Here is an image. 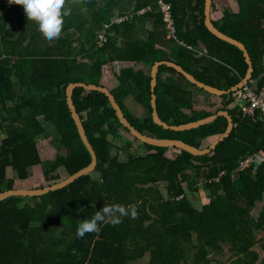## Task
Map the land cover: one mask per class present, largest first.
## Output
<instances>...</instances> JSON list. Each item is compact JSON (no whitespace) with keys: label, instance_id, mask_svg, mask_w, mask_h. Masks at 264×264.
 I'll return each mask as SVG.
<instances>
[{"label":"trees","instance_id":"1","mask_svg":"<svg viewBox=\"0 0 264 264\" xmlns=\"http://www.w3.org/2000/svg\"><path fill=\"white\" fill-rule=\"evenodd\" d=\"M160 1L170 6V37L159 0H67L71 14L61 36L48 41L22 6L0 0V192L23 189L17 183H29L38 164L42 172L30 189L59 183L91 163L67 104L71 83L107 88L129 123L149 137L200 148L203 140L226 132L224 117L178 133L152 121L149 83L155 62H174L220 90L236 86L248 70L244 53L205 27V0ZM236 1L237 13L221 7L222 17L213 23L246 46L254 66L247 88L258 91L264 83V0ZM212 8L217 11L214 1ZM115 9L119 23L112 19ZM67 22L78 32H66ZM101 34L106 40L99 46ZM114 62L132 65L116 73ZM155 95L157 113L168 126L228 112L234 129L201 156L153 147L132 137L104 94L76 88L73 101L97 167L44 196L1 201L0 264H221L217 256L223 253L229 255L226 264H264V162L237 171L240 161L264 152V121L253 123L240 108L230 110L233 94L211 95L165 65L158 69ZM128 96L142 115L124 106ZM40 138L58 144L53 159H42ZM199 191L208 202L197 208L190 192ZM115 203L135 204L137 218L122 217L119 225L102 224L98 234L76 236L80 223Z\"/></svg>","mask_w":264,"mask_h":264},{"label":"water","instance_id":"2","mask_svg":"<svg viewBox=\"0 0 264 264\" xmlns=\"http://www.w3.org/2000/svg\"><path fill=\"white\" fill-rule=\"evenodd\" d=\"M212 3H213V0H205V10H203L204 25L216 37L238 47L244 53V57L248 65V70H247L245 77L242 79L240 83H238L236 86L232 87L231 89L220 90L216 87H212L200 81H197L192 75L187 73L181 66L175 64L174 62L165 61V60L155 62L150 69L149 85H150L151 118H152V121L156 124V126L162 128L163 130L178 133V132H185V131L197 129L199 127L212 123L219 117H224L228 121V128L225 133L220 134L218 137H216V139H214L212 143L207 148H204V149L195 148L182 141L170 140V139H158L155 137H149L147 135L140 133L129 123V121L125 118L120 106L116 102L114 96L110 93V91L107 88L102 87V86H97L95 84H86L82 82L71 83L68 85L66 89L67 104L70 109L72 118L75 122V125L77 127L78 133L80 134V137L83 143L85 144V146L91 153V157H92L91 163L87 167L79 170L78 172L68 177L67 179L59 183H55L53 185L43 187L42 189L40 188L38 189L13 188V189L2 191L0 192V202L8 198H11V197H41V196H44L50 192L57 191V190L67 187L71 183L75 182L77 179L85 175H88L95 170L98 164L97 154H96V151L91 141L89 140L85 127L82 123L81 117L79 113L77 112L74 101H73V93L76 88H83V89H86L87 91H98L104 94L107 97L111 108L114 110L116 117L121 122L123 127L127 129V131L132 135V137L136 138L138 141L145 143L147 145H150L153 147H161V148H178L194 156H201V155L210 153L213 149H215V147L221 141H224L234 129L233 118L227 112L217 113L215 116H211L201 121L190 123L187 125L171 127L165 124L164 121L160 119L157 113V109H156L155 87H156L158 69L162 65L173 68L176 72L180 73L183 77H185L187 81L195 85L197 88L202 89L203 91L211 95L217 96V97L230 96L244 89L245 87L248 86L250 80L252 79V75L254 72V66H253L252 59L250 57V54L246 46L242 42L235 40L232 37L227 36L214 25L212 18H211Z\"/></svg>","mask_w":264,"mask_h":264},{"label":"clouds","instance_id":"3","mask_svg":"<svg viewBox=\"0 0 264 264\" xmlns=\"http://www.w3.org/2000/svg\"><path fill=\"white\" fill-rule=\"evenodd\" d=\"M9 4L23 7L28 20L36 22L39 32L48 41L59 39L63 31L64 18L71 14L67 0H8ZM138 216L135 204L104 205L90 219H85L76 229V236L83 238L88 233H99L101 225L116 226L122 223V217L136 219Z\"/></svg>","mask_w":264,"mask_h":264},{"label":"built area","instance_id":"4","mask_svg":"<svg viewBox=\"0 0 264 264\" xmlns=\"http://www.w3.org/2000/svg\"><path fill=\"white\" fill-rule=\"evenodd\" d=\"M158 4L162 13L163 21L168 30L167 35L170 37L174 31L170 17V6L162 3L160 0ZM120 21L121 18L117 19V22ZM105 40L106 38L101 34L97 39L98 45L102 46ZM233 99L234 105L241 106L240 110L244 119H249L253 123L264 121V83L258 91H256V89L245 87L244 89L234 93ZM263 154L264 153L252 154L246 157L240 161L237 171L243 172L250 168L258 169L264 162Z\"/></svg>","mask_w":264,"mask_h":264},{"label":"crops","instance_id":"5","mask_svg":"<svg viewBox=\"0 0 264 264\" xmlns=\"http://www.w3.org/2000/svg\"><path fill=\"white\" fill-rule=\"evenodd\" d=\"M80 2L81 1H84V2H90V0H79ZM215 3H216V8H217V11H215V12H213V8H212V11H211V18H212V21H214V20H218V19H220L221 17H222V12H221V7H225V8H229V9H231L234 13H237L238 11H239V5H238V3H237V1L236 0H213ZM118 14H119V12H118V9H115V11H114V14H113V17H112V19L114 20L115 19V21L117 22V19H119V16H118ZM117 18V19H116ZM71 21H74V16H71ZM117 23H119V22H117ZM69 27H68V29H66L65 31L66 32H69V33H77L78 32V30H79V28L78 27H75V25L74 24H71V22H67L66 23ZM147 28H149L148 27V25H147ZM200 48H201V50H203V51H205V49L203 48V46L202 45H200ZM132 65V63H129V62H114L113 64H112V66H115L114 68H115V72L116 73H118L121 69H123V68H125V67H129V66H131ZM138 66H140V65H138ZM140 68V67H139ZM250 83V82H249ZM249 85V84H248ZM201 101L202 102H204V101H206V103H209V104H213V105H215L216 106V104L217 103H220V100H212V98L211 99H209V98H204V97H202L201 98ZM123 104H124V106L128 109V110H131V111H133V113L134 114H137V115H139V114H141L142 115V113H143V111H142V109H141V107L139 106V104H137L135 101H134V99L131 97V96H128V97H126L124 100H123ZM241 106H238V105H234V104H232V106L230 107V110H232V111H239V108H240ZM215 108V107H214ZM213 108V109H214ZM221 113V112H220ZM228 113V112H227ZM230 115V114H229ZM231 116V115H230ZM232 117V116H231ZM228 122V121H227ZM234 122V121H233ZM227 131V130H226ZM232 133V132H231ZM2 134L0 133V143L2 142ZM42 139H45V138H41V139H39V141L40 140H42ZM47 140V139H46ZM214 140V138H207L206 140H203L202 141V146L200 147V149H204V148H207L211 143H212V141ZM38 146H39V142H38ZM40 148V147H39ZM261 153H264V152H261ZM39 172H36V174H38ZM26 189V188H25ZM30 189V188H29ZM161 191L162 192H164L165 191V189L164 188H161ZM165 193H166V191H165ZM199 193H200V197H201V199L203 200V202L202 203H200V205H198V204H196L197 202H195V204L196 205H198V206H195V207H200L203 203H207L208 202V199H207V197H206V193L204 192V191H199ZM190 197H191V199H192V201L194 202V199H197V197L196 196H192V195H190ZM261 206H262V204H259L257 207H259V209L261 208ZM256 207V208H257ZM223 254H226V253H223ZM220 256V255H219ZM219 256H217V257H219ZM214 262V261H213ZM212 263V262H211ZM215 264H216V262H215Z\"/></svg>","mask_w":264,"mask_h":264},{"label":"rangeland","instance_id":"6","mask_svg":"<svg viewBox=\"0 0 264 264\" xmlns=\"http://www.w3.org/2000/svg\"><path fill=\"white\" fill-rule=\"evenodd\" d=\"M114 67L115 66H112V70L115 71V68ZM206 107H208V104H206ZM39 147H40L41 157L45 161L47 159H53L55 157V155L57 153V147H59V146H58L57 143H55V142L53 143L50 138L47 139V140L45 138V139H42V140L39 141ZM263 156H264V154H263ZM41 170H42V165L41 164H38V165L33 166L31 168L32 175H30V179L28 181H26V182H29V183H21L20 182V183H17V184H19L21 186H24L23 189H25V188L26 189L31 188L32 186H30V185L31 184H34L36 182V180H35V176L37 175L36 172H42ZM62 176L63 177H66V174H64L62 172ZM27 184H28V186H27ZM164 193H165V191H164ZM190 194L191 195L194 194V196L197 197V199H194L193 205L198 206V205H200V203L203 202V200L200 197V193L199 192L198 193H191L190 192ZM195 202H197L196 204H198V205H196ZM259 211H260V209H257V210L255 209V212L256 213H258ZM256 249L259 250V252H260V254L262 256L263 255V252H262L261 248L257 247ZM217 259L219 260V262L221 264H226L227 261H228V259H229V255L227 253L226 254H222L219 257H217ZM211 264H215V262H212Z\"/></svg>","mask_w":264,"mask_h":264}]
</instances>
